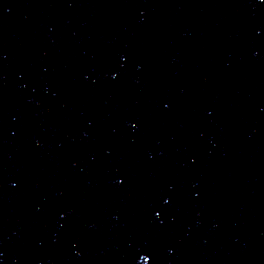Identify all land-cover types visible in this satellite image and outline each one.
I'll use <instances>...</instances> for the list:
<instances>
[{
    "label": "water",
    "instance_id": "1",
    "mask_svg": "<svg viewBox=\"0 0 264 264\" xmlns=\"http://www.w3.org/2000/svg\"><path fill=\"white\" fill-rule=\"evenodd\" d=\"M0 264H264V0H0Z\"/></svg>",
    "mask_w": 264,
    "mask_h": 264
}]
</instances>
